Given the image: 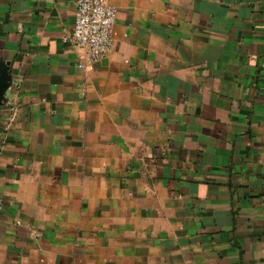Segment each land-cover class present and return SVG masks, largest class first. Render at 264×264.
Listing matches in <instances>:
<instances>
[{
    "label": "crops",
    "instance_id": "0c3cea01",
    "mask_svg": "<svg viewBox=\"0 0 264 264\" xmlns=\"http://www.w3.org/2000/svg\"><path fill=\"white\" fill-rule=\"evenodd\" d=\"M110 1L80 67L76 0H0V264H264V0Z\"/></svg>",
    "mask_w": 264,
    "mask_h": 264
},
{
    "label": "built area",
    "instance_id": "2783aa9c",
    "mask_svg": "<svg viewBox=\"0 0 264 264\" xmlns=\"http://www.w3.org/2000/svg\"><path fill=\"white\" fill-rule=\"evenodd\" d=\"M72 40L79 51L80 67L91 65L114 48L113 29L118 8L110 0H76ZM5 204L0 196V218Z\"/></svg>",
    "mask_w": 264,
    "mask_h": 264
},
{
    "label": "water",
    "instance_id": "95a60500",
    "mask_svg": "<svg viewBox=\"0 0 264 264\" xmlns=\"http://www.w3.org/2000/svg\"><path fill=\"white\" fill-rule=\"evenodd\" d=\"M9 65H10V62L6 63L2 67H4L3 68L4 70H6V68H8ZM11 82H12L11 75L8 72L1 73V70H0V105L3 104L2 100H4L5 94L7 90L9 89Z\"/></svg>",
    "mask_w": 264,
    "mask_h": 264
}]
</instances>
